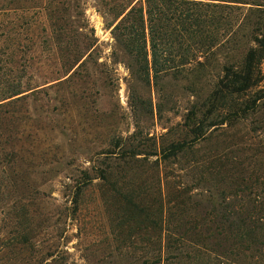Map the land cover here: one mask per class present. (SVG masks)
<instances>
[{"label":"rangeland","instance_id":"obj_1","mask_svg":"<svg viewBox=\"0 0 264 264\" xmlns=\"http://www.w3.org/2000/svg\"><path fill=\"white\" fill-rule=\"evenodd\" d=\"M173 1L147 63L115 30L129 0H0V264H264L172 244L197 229L225 246L216 229L264 207V59L246 99L214 98L264 40V2ZM207 119L193 148L155 155Z\"/></svg>","mask_w":264,"mask_h":264},{"label":"trees","instance_id":"obj_2","mask_svg":"<svg viewBox=\"0 0 264 264\" xmlns=\"http://www.w3.org/2000/svg\"><path fill=\"white\" fill-rule=\"evenodd\" d=\"M135 2H137V0H129V2H127L118 13H116V18L113 23L115 24L117 20L122 18L115 26V30L121 32L123 38L122 42L124 45L130 44L128 40L130 33H138L140 42L145 47L146 62L148 63V38L146 34L147 27L150 31V35L154 36L156 31L155 21L159 18L165 17L170 11H173L172 5L170 4H174L175 2L173 0H145L144 5H142L140 8L137 7V3L135 4ZM177 11L181 13L183 10H178L175 8L174 12L177 13ZM190 11V9H187L188 19L191 18L189 16L191 15L189 14ZM134 16H136V20L133 21V19H135ZM166 19L172 18L170 17ZM131 20L133 21V24H131ZM114 24H112V26ZM256 44L257 46L249 52L242 68L230 67L225 70L224 77L219 83V89L214 96L215 101H217L219 98H225L226 96H237L238 98H243L244 100L246 99L245 97L249 96L251 91L257 88L262 82L264 40H257ZM151 45L152 48L155 49L153 40H151ZM253 95L254 94H251L250 98L244 102L242 100L239 104L234 106L230 105L227 108L228 110H226L228 115L222 120L225 122H232L236 119L243 118L248 114L249 111H255L259 107V102L258 98L250 100L251 97L253 98ZM198 124L199 125L192 130V134L194 135L193 140L172 143L167 148L157 152L155 155L159 156L163 161H169L172 158H177L181 154L193 148L198 143V141L204 140L209 134L210 129L217 125L213 121H208V119L205 121L202 120ZM139 155H141L140 152L133 151L130 153V157L134 158ZM257 213L264 214V207L259 208L253 205L252 209H241L240 212L233 213V215L237 216L238 219L234 220L232 223L228 221L229 223L227 222L222 224L218 227V230L216 229V231L220 232V234H225L226 238L227 236H231L233 238V241L229 244L225 243V246L211 242L213 238H211L208 245H204L207 244V241H205L204 236H201V234L196 231L197 229L193 231L189 241L185 242L181 239L180 241L172 242V244L176 245L175 247L181 250L182 248L189 245L200 249L203 248L213 253L220 251V253H223V257L225 256L226 261L230 260L233 262L234 260H237L238 262H245L248 259H251V257H255V255H264V223L260 222L259 219L257 220L254 218L255 214ZM197 233H199L198 236ZM213 233L215 232L209 230V232L204 235L209 236ZM256 252L259 254H256ZM158 261H162L161 257H158Z\"/></svg>","mask_w":264,"mask_h":264}]
</instances>
